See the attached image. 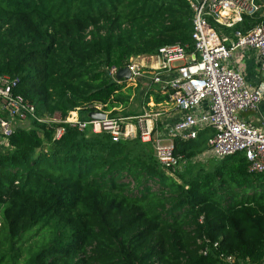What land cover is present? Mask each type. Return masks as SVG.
Returning <instances> with one entry per match:
<instances>
[{
  "label": "trees",
  "instance_id": "1",
  "mask_svg": "<svg viewBox=\"0 0 264 264\" xmlns=\"http://www.w3.org/2000/svg\"><path fill=\"white\" fill-rule=\"evenodd\" d=\"M258 16L231 28L209 23L233 38ZM192 18L187 0H0V74L18 79L13 91L38 117L126 116L117 108L132 88L109 68L166 44L191 51ZM32 120L0 145V264L264 258V173L249 172L244 153L177 180L138 138L113 142L69 126L54 138L59 124ZM201 135L176 139L173 152L196 155Z\"/></svg>",
  "mask_w": 264,
  "mask_h": 264
},
{
  "label": "built area",
  "instance_id": "2",
  "mask_svg": "<svg viewBox=\"0 0 264 264\" xmlns=\"http://www.w3.org/2000/svg\"><path fill=\"white\" fill-rule=\"evenodd\" d=\"M187 1L193 11V49L188 51L187 45L182 44L163 45L155 54L145 56L153 62V68L158 73L148 74L142 69V64L129 62L126 65L130 70L128 80L149 79L172 89L174 104L186 113L165 130L164 134L169 138L180 136L187 140L196 139L199 128L210 127L213 133L207 142L214 156L222 159L244 153L248 171L264 173V130L242 120L239 115L258 107L261 91L249 89L241 70L229 65L234 52L251 48L257 51L260 67L264 69V0ZM256 14L259 15V22L249 30H235L232 39L218 33L209 23L212 20L231 28L241 22L243 15ZM117 70L115 66L109 68L112 78ZM171 70L177 72L172 79L159 75ZM17 82L15 77L0 74V137L8 138L13 134L14 128L9 119L22 121L25 115L35 120L37 118L34 107L13 91ZM205 99H209L208 112L194 113L193 110ZM158 115L157 112L145 110L130 116L105 114L103 118L80 119L76 109H73L64 117L49 115L45 121H36L59 124L54 129V138L61 136L65 126L84 133H104L113 142L138 138L144 147L151 149L166 173L174 176L183 157L175 154L172 146L161 145L155 137ZM220 259L223 264H244L230 254H220ZM256 264H264V258Z\"/></svg>",
  "mask_w": 264,
  "mask_h": 264
},
{
  "label": "crops",
  "instance_id": "3",
  "mask_svg": "<svg viewBox=\"0 0 264 264\" xmlns=\"http://www.w3.org/2000/svg\"><path fill=\"white\" fill-rule=\"evenodd\" d=\"M224 36L227 37L228 39H232L231 37H229V35H224ZM226 43H228V41H226ZM145 56L147 55H138L131 57L128 63L130 62V63H137L140 65L142 64L143 65L142 69L148 74L158 73L153 68V62L149 58H146ZM229 65L233 68H239L241 70L244 81L249 89L251 90L258 89L261 91L262 97L260 103L258 104V107L251 111L241 112L239 115L242 120L248 122L249 124L257 128L264 130V83L262 82V78H261V71L263 69H261L260 67L257 51L255 49L246 48L234 52L233 56L229 61ZM159 75H161L164 79L167 78L172 79L177 76V72L175 70H171L169 72L159 73ZM128 79L126 80L120 79V80H124L123 82H126L128 86L132 88V95L130 97V102L125 109L121 107L117 109L120 112L126 113L127 114L126 116L140 114L145 110H148L150 112H157L159 115L156 123L155 137L159 139V143L161 145L172 146L173 148V144L176 139H179L181 141L187 140V139H183L180 136L175 138H169L167 135L164 134L167 128L175 124L186 113L185 111L180 110L174 104L171 97L172 89L154 83L149 79H142V78H136L134 80H128ZM113 80L120 81V80H116L115 76ZM152 91L156 92V94L159 95L158 97L163 99L160 100L159 102H156L154 100V95L151 93ZM134 92L135 94H133ZM208 104H209V99L203 100L200 103V105H198L193 110V112L196 114L207 113ZM99 107L100 106H97L98 109ZM77 115L80 118L78 112ZM201 133L203 135H201ZM212 133L213 131L210 127L199 128L197 136L201 135L200 138L203 141L202 143L203 149L190 158L182 159L176 172L182 166H187L190 165L191 163L194 164L196 162L200 163V166H198L196 169L201 168L203 170L206 169L208 170L221 160V158H217L216 156H214L211 150L209 149L207 140L212 135ZM187 170L188 169H186L185 171L180 170V172H177L178 175L177 177H175V179L180 180V177L182 176L187 177L188 176L186 175Z\"/></svg>",
  "mask_w": 264,
  "mask_h": 264
},
{
  "label": "rangeland",
  "instance_id": "4",
  "mask_svg": "<svg viewBox=\"0 0 264 264\" xmlns=\"http://www.w3.org/2000/svg\"><path fill=\"white\" fill-rule=\"evenodd\" d=\"M137 62V61H136ZM129 83V82H128ZM127 84V83H126ZM127 86H128V84H127ZM133 94H135V92L133 93ZM76 112H77V110H76ZM79 114V113H78ZM55 116H59V114L58 113H55L54 114ZM50 116H52V115H50ZM49 115H44V116H42V117H38L37 116V118H36V120H41V121H45V119H48L49 117H50ZM120 116H123V115H120ZM53 117V116H52ZM33 118H30L28 115H25V119L24 120H22V121H18V120H15V119H9V123H10V125L12 126V128H16L17 126H23V127H26V126H28V128L30 127L29 125H30V122H33V120H32ZM39 122V121H38ZM11 126H10V128H11ZM11 128V129H12ZM13 132H14V130H13ZM0 144H3V145H5V144H7V138L6 137H0ZM210 163V162H209ZM208 164V163H207ZM202 165V164H201ZM198 166H200V163H194V164H190V165H187V166H182L181 168H179L178 169V171L177 172H180V170H182V171H185L186 169H188L187 171H186V175H188V176H190V175H192V173H194L196 170H198V169H196ZM205 166V165H204ZM185 169V170H184ZM194 171V172H193ZM176 177H177V174H176ZM249 192H251V191H249L248 190V193Z\"/></svg>",
  "mask_w": 264,
  "mask_h": 264
},
{
  "label": "water",
  "instance_id": "5",
  "mask_svg": "<svg viewBox=\"0 0 264 264\" xmlns=\"http://www.w3.org/2000/svg\"><path fill=\"white\" fill-rule=\"evenodd\" d=\"M130 77V70L128 67H123L118 69V71L115 74V79L120 80V79H128ZM261 78L262 82L264 83V69L261 71ZM105 116L104 113L101 112H91L88 114L89 118H103Z\"/></svg>",
  "mask_w": 264,
  "mask_h": 264
}]
</instances>
